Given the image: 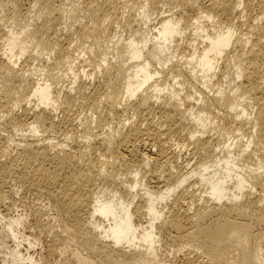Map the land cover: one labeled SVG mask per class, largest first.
Listing matches in <instances>:
<instances>
[{
    "label": "bare ground",
    "instance_id": "6f19581e",
    "mask_svg": "<svg viewBox=\"0 0 264 264\" xmlns=\"http://www.w3.org/2000/svg\"><path fill=\"white\" fill-rule=\"evenodd\" d=\"M0 223L6 264H264V0H0Z\"/></svg>",
    "mask_w": 264,
    "mask_h": 264
},
{
    "label": "rangeland",
    "instance_id": "374dc122",
    "mask_svg": "<svg viewBox=\"0 0 264 264\" xmlns=\"http://www.w3.org/2000/svg\"><path fill=\"white\" fill-rule=\"evenodd\" d=\"M12 198L16 201V205L8 212L9 216H20L23 217L25 222L22 225V228L26 234V236L36 234L39 228L44 227L49 233H55L58 231V228L54 226L52 222H49L47 219L51 215L50 204L45 201L41 196L32 190H23L14 182H11ZM42 213V218L39 216V213ZM2 224L0 223V233L2 232ZM2 240H0L1 242ZM44 242H39L36 246H30L27 241L22 242L20 244L19 250L20 253L24 256V258H28V256L32 257L34 261H26L24 263L20 262L18 264H51L46 260L41 259L38 261V258L41 255L42 247L45 244ZM5 250L0 246V264H6L4 262ZM169 258V256L167 255ZM63 257L59 258L61 261ZM52 264H58L54 262Z\"/></svg>",
    "mask_w": 264,
    "mask_h": 264
}]
</instances>
